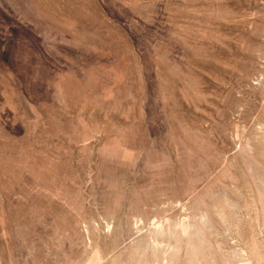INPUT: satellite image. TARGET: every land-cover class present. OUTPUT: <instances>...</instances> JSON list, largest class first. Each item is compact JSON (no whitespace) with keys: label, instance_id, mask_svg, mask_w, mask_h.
<instances>
[{"label":"rangeland","instance_id":"374dc122","mask_svg":"<svg viewBox=\"0 0 264 264\" xmlns=\"http://www.w3.org/2000/svg\"><path fill=\"white\" fill-rule=\"evenodd\" d=\"M0 264H264V0H0Z\"/></svg>","mask_w":264,"mask_h":264}]
</instances>
